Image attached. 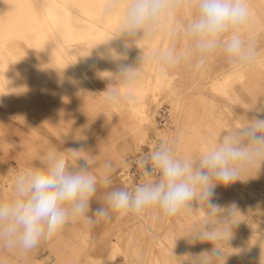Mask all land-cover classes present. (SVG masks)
<instances>
[{"label": "rangeland", "instance_id": "obj_1", "mask_svg": "<svg viewBox=\"0 0 264 264\" xmlns=\"http://www.w3.org/2000/svg\"><path fill=\"white\" fill-rule=\"evenodd\" d=\"M0 1V73L3 76L0 75V198L11 195L14 174L39 164L51 147L83 149L86 152L81 155L90 162V170L96 175L98 184L101 183L98 186L101 191L90 205L95 210L103 203L106 191L131 184L122 176L124 169L119 168L125 167L128 159L148 142L157 128L161 109L168 110V119L159 136L164 141L176 143L178 156L193 160L205 147L215 144L223 132L241 127L247 118H264V113L250 111L264 103V0H250V23L244 32L245 39L257 43L259 55L253 66H229L224 56L218 54L199 65L188 57L169 71L159 72L151 63L157 53L171 47L178 51L189 48L186 40L170 34L171 28H178L190 19L186 11H181L154 36L137 41L146 62L138 77L130 83L107 78L110 75L107 72L116 74L122 63L138 68L142 56L138 47L125 50L123 38L111 40L118 34L123 15V10H118L120 16L118 11L111 10L113 0H90L89 4L96 7L94 10L89 5L91 16L87 13L88 17L83 13L87 11L78 10L80 8L75 6L79 3L71 0L65 4L55 0L53 6L48 0ZM104 3L107 4L103 6ZM75 19L79 24L85 23V30ZM110 49L127 51V59L114 61L109 57ZM2 61H6V65ZM109 85L118 96L113 103L106 104L103 92ZM108 161L113 165L110 170L105 167ZM78 164L83 166L85 161L80 160ZM214 193L211 203L225 209L234 204L238 210L232 236L228 244L225 242L222 246L224 259L221 264H264V165L246 169L236 183L218 184ZM193 208L174 217H164L158 209H149L142 215L112 213L110 219H101L91 225L83 219L70 222L54 238L41 241L27 254L0 245V264H43L36 260L42 252L55 257L53 264H191V257L212 247L210 243H190L186 238L207 218L206 208L198 207L195 202ZM11 257L20 259L14 263L9 260Z\"/></svg>", "mask_w": 264, "mask_h": 264}, {"label": "clouds", "instance_id": "obj_2", "mask_svg": "<svg viewBox=\"0 0 264 264\" xmlns=\"http://www.w3.org/2000/svg\"><path fill=\"white\" fill-rule=\"evenodd\" d=\"M111 10H123L118 34L111 40L123 38L125 50L154 36L177 13L186 11L190 15L187 23L170 29V34L186 40L189 48L178 51L171 47L157 53L151 63L160 72L169 71L188 57L197 65L218 54L239 67L257 62L255 44L244 38L250 23V0H113ZM141 50L138 68L119 64L117 73L107 72V78L134 81L146 62ZM109 54L114 61L127 59V51L110 49ZM103 93L106 104L118 96L110 85ZM250 111L264 113V103ZM85 152L53 146L39 164L14 174L11 195L0 198V245L27 254L41 241L54 238L70 222L83 219L91 225L110 219L112 213L142 215L149 209L174 217L194 209L195 202L206 208L207 218L186 238L190 243H210L212 247L191 257V264H221L222 246L232 236L238 210L234 204L225 209L211 203L214 189L218 184L228 186L241 180L242 172L250 167L264 165V118H247L241 127L223 132L195 160L178 156L175 142H160L135 161L145 179L132 190L109 189L95 210L90 205L98 192V179L90 170V162L81 155ZM80 160L85 161L83 166L78 164ZM112 166L111 161L105 164L108 170ZM104 182L108 183L107 179Z\"/></svg>", "mask_w": 264, "mask_h": 264}, {"label": "bare ground", "instance_id": "obj_3", "mask_svg": "<svg viewBox=\"0 0 264 264\" xmlns=\"http://www.w3.org/2000/svg\"><path fill=\"white\" fill-rule=\"evenodd\" d=\"M2 1H3V0H2ZM36 1H37V0H36ZM48 1H49L50 3L53 2L52 5H50V6H53L54 3H55V2H54L55 0H48ZM61 1L64 2V4H65V3H69L70 0H61ZM71 1H73L74 3L76 2V4L79 3V4H77V5L75 6L76 8H80V9H78V10H80V11H83V10L87 11V12H84V11H83V13H86V14H85L86 17H88V14H87V13H90V16H91V10H90L91 8H90L89 5L92 6V3L89 4V1H90V0H71ZM105 1H107V0H103L102 2H105ZM0 2H1V1H0ZM39 2H40V0H39ZM3 3H4V2H3ZM5 3L7 4V2H5ZM36 3H37V2H36ZM74 3H72V5H73ZM83 3H84V4H83ZM107 3H108V2H107ZM107 3H104L103 6H104L105 4H107ZM15 4H16V2H15ZM17 4H19V3L17 2ZM21 4H22V3H21ZM37 4H38V3H37ZM95 4H97V3H95ZM4 5H5V4H4ZM4 5H3V7H4ZM7 5H8V4H7ZM55 5H56V3H55ZM250 5H251V4H250ZM12 6H13V5H12ZM59 6H60V5H59ZM100 6L102 7V4H101ZM3 7H2V9H3ZM15 7H17V6H15ZM19 7H20V6H19ZM54 7H56V6H54ZM81 7H83V9H81ZM87 7H89V9H88ZM94 7H96V6H92V9H94ZM101 7H100V9H101ZM6 8H7V7H6ZM39 8H40V7H39ZM42 8H44V7H42ZM56 8H57V7H56ZM62 8H63V7H62ZM64 8H65V7H64ZM64 8H63V9H64ZM103 8H104V7H103ZM106 8H108V7H106ZM8 9H9V8H8ZM47 9H49L48 6H47ZM59 9H60V8H59ZM63 9H62V10H63ZM66 9H67V8H66ZM97 9H98V8H97ZM9 10H10V9H9ZM13 10H14V9H13ZM44 10H45V9H42L41 11H44ZM56 10H57V9H56ZM56 10H55V11H56ZM62 10H61V11H62ZM64 10H65V9H64ZM64 10H63V11H64ZM94 10H95V9H94ZM5 11H7V10L5 9ZM5 11H4V12H5ZM18 11H19V10H18ZM23 11H24V10H23ZM47 11H48V10H47ZM63 11H62V12H63ZM67 11H68V10H67ZM67 11H66V12H67ZM71 11H72V10H71ZM74 11H75V8H74ZM74 11H73V12H74ZM80 11H79V12H80ZM89 11H90V12H89ZM103 11H104V10H103ZM103 11H102V12H103ZM24 12H25V11H24ZM31 12H32V11H31ZM57 12H58V11H57ZM59 12H60V11H59ZM59 12H58V14H59ZM73 12H72V13H73ZM77 12H78V11H77ZM92 12H94V11H92ZM98 12H100V11H98ZM98 12H97V13H98ZM116 12H117V11H116ZM118 12H119V11H118ZM118 12H117V13H118ZM45 13H46V12H45ZM45 13H44V15H45ZM72 13H71V14H72ZM74 13H75V12H74ZM22 14H23V13H21V15H22ZM42 14H43V13H42ZM50 14H51V11H50ZM62 14H63V13H62ZM75 14H76V13H75ZM80 14H82V13L80 12ZM80 14H77V15H80ZM94 14H95V13H94ZM98 14H99V13H98ZM103 14H104V13H103ZM109 14H110V13H109ZM114 14H115V13H114ZM122 14H123V11H122ZM34 15H35V14H34ZM51 15H55V14H51ZM51 15H49V18H50ZM60 15H61V14H60ZM92 15H93V14H92ZM101 15H102V13H101ZM18 16H19V15H18ZM29 16H30V15H29ZM58 16H59V15H58ZM58 16H55V17H58ZM63 16H64V15H63ZM66 16H67V15H66ZM75 16H76V15H75ZM75 16H74V17H75ZM81 16L83 17V15H80V17H79V16H78V17H79V18H82ZM105 16H106V15H105ZM119 16H120V12H119ZM12 17H13V16H12ZM15 17H16V16H15ZM47 17H48V16H47ZM53 17H54V16H53ZM71 17H73V14H72ZM71 17H70V18H71ZM78 17H77V18H78ZM94 17H95V16H94ZM98 17H99V16H98ZM10 18H11V17H10ZM23 18H24V17H23ZM26 18H27V16H26ZM41 18H42V17H41ZM65 18H66V17H65ZM96 18H97V17H95V19H96ZM108 18H109V17H108ZM108 18H107V19H108ZM118 18H119V17H118ZM121 18H122V17L120 16V19H121ZM16 19H17V18H16ZM52 19H54V18H52ZM83 19H84V20H83ZM83 19H82V21L84 22V21H85V18H83ZM89 19H90V18H89ZM92 19H93V18H92ZM102 19H103V18H102ZM105 19H106V18H105ZM11 20H12V19H11ZM25 20H26V19H25ZM48 20H49V19L47 18V21H48ZM71 20H72V19H71ZM75 20H76V19H75ZM86 20H88V19H86ZM90 20H91V19H90ZM98 20H101V19L99 18ZM117 20H118V19H117ZM23 21H24V20H23ZM37 21H38V20H37ZM51 21H52V20H51ZM57 21H58V20H57ZM67 21H68V20H67ZM76 21H77V20H76ZM76 21H75V22H76ZM78 21H79V20H78ZM78 21H77V23L79 24L80 22H78ZM80 21H81V20H80ZM82 21H81V22H82ZM96 21H97V19H96ZM13 22H14V21H13ZM19 22H22V21H20V19H19ZM48 22H49V21H48ZM53 22H54V21H53ZM65 22H66V19H65ZM69 22H71V21H69ZM69 22H68V23H69ZM75 22H74V23H75ZM86 22H87V21H86ZM94 22H95V21H94ZM98 22H99V21H98ZM102 22H105V21H102ZM116 22H117V21H116ZM119 22H120V21H118L117 23H119ZM23 23H24V22H23ZM25 23H27V22H25ZM44 23H45V22H44ZM50 23L52 24V22H50ZM50 23H49V25L51 26ZM57 23H58V22H57ZM71 23H72V22H71ZM109 23H110V22H109ZM37 24H39V23H37ZM45 24H46V23H45ZM84 24H85V23H84ZM84 24H83V25H84ZM89 24H90V23H89ZM91 24H92V23H91ZM102 24H104V23H102ZM106 24H107V23H106ZM252 24H253V23H252ZM14 25H16V24H14ZM18 25H19V24H18ZM46 25H47V24H46ZM52 25H54V24H52ZM59 25H60V24H59ZM59 25H58V27H59ZM72 25H73V24H72ZM72 25H71V26H72ZM74 25L76 26L77 24H74ZM79 25H82V23L79 24ZM79 25H77L76 27H80ZM83 25H82V26H83ZM107 25H108V24H107ZM111 25H112V24H111ZM166 25H167V24H166ZM250 25H251V24H250ZM253 25H254V24H253ZM21 26H22V25H21ZM84 26H85V25H84ZM84 26H83V27H84ZM94 26H95V25H94ZM251 26H252V25H251ZM251 26H250V27H251ZM257 26H258V25H257ZM259 26H260V25H259ZM26 27H27V26H26ZM36 27H37V26H36ZM48 27H49V26H48ZM55 27H57V26H55ZM87 27H88V25H87ZM109 27H110V26H109ZM116 27H118V26H116ZM116 27H115V29H116ZM17 28H18V27H17ZM20 28H21V27H20ZM73 28H74V30H75V27H73ZM73 28H70V31L73 30ZM92 28H93V27H92ZM97 28H98V27H97ZM99 28H100V27H99ZM103 28H104V27H103ZM256 28H257V27H256ZM0 29H1V28H0ZM86 29H87V28H86ZM89 29H90V28H88V30H89ZM247 29H248V28H247ZM6 30H7V29H6ZM20 30H21V29H20ZM30 30H31V29H30ZM54 30H55V29H54ZM74 30H73V31H74ZM84 30H85V27H84ZM84 30L82 29L81 32H83ZM93 30H94V29H93ZM93 30H92V31H93ZM98 30H99V29H98ZM263 30H264V29H263ZM32 31H33V30H32ZM32 31H31V32H32ZM47 31H48V29H47ZM59 31H60V30H59ZM73 31H72V33H73ZM79 31H80V30H79ZM89 31H90V30H89ZM92 31H91V33H92ZM96 31H97V29H96ZM99 31H100V30H99ZM99 31H98V32H99ZM116 31H117V30H116ZM255 31H256V30H255ZM4 32H5V31H4ZM15 32H16V31H15ZM28 32H29V30H28ZM31 32H30V33H31ZM35 32H36V31H35ZM76 32H77V30H76ZM110 32H113V31L111 30ZM262 32H263V31H262ZM40 33H41V32H40ZM50 33H51V32H50ZM50 33H49V34H50ZM54 33H55V32H54ZM54 33H53V34H54ZM74 33H75V31H74ZM78 33H79V32H78ZM83 33H84V32H83ZM83 33H82V34H83ZM86 33H87V32H86ZM100 33H101V32H100ZM113 33H114V32H113ZM251 33H252V32H251ZM255 33H256V32H255ZM4 34H5V33H3V35H4ZM63 34H65V31H64ZM93 34H94V33H93ZM102 34H103V33H102ZM0 35H1V34H0ZM3 35H2V36H3ZM58 35H59V34H58ZM79 35H81V33H80ZM103 35H104V34H103ZM116 35H117V34H116ZM34 36H35V35H34ZM82 36H83V35H82ZM85 36H86V35H85ZM100 36H101V35H100ZM256 36H257V35H256ZM75 37H76V39H78V38H77V35H76ZM83 37H84V36H83ZM93 37H94V36H93ZM93 37H92V39H93ZM106 37H108V35H107ZM109 37H110V36H109ZM109 37H108V38H109ZM11 38H12V36H11ZM38 38H39V37H38ZM86 38H88V37H86ZM86 38H85V39H86ZM94 38H95V37H94ZM99 38H100V37H99ZM108 38H107V39H108ZM260 38H261V37H260ZM32 39H33V38H32ZM36 39H37V38H36ZM69 39H70V37H69ZM79 39H80V37H79ZM82 39H83V38L81 37V40H82ZM95 39H96V38H95ZM102 39H103V38H102ZM30 40H31V39H30ZM52 40H53V39H52ZM62 40H63V39H62ZM62 40H60V41H62ZM86 40H87V39H86ZM86 40H85V41H86ZM97 40H98V39H97ZM97 40H96V41H97ZM104 40H105V39H104ZM108 40H109V39H108ZM120 40H121V39H120ZM176 40H177V39H176ZM253 40H254V39H253ZM259 40H261V39H259ZM3 41H4V40H3ZM35 41H36V40H35ZM40 41H41V40L39 39V42H40ZM60 41H59V42H60ZM63 41H64V40H63ZM76 41H77V40H76ZM79 41H80V40H79ZM82 41H83V40H82ZM115 41H116V40H115ZM256 41H257V40H256ZM36 42H37V41H36ZM68 42H69V41H68ZM73 42H74V41H73ZM254 42H255V41H254ZM0 43H1V42H0ZM41 43H42V42H41ZM77 43H78V42H77ZM77 43L75 42V44H77ZM172 43H173V42H172ZM3 44H4V43H3ZM38 44H39V43H38ZM64 44H65V43H64ZM66 44H67V43H66ZM256 44H257V43H256ZM256 44H255V45H256ZM0 45H1V44H0ZM34 45H35V44H34ZM44 45H45V44H44ZM39 46H40V45H39ZM74 46H76V45H74ZM142 46H143V45H142ZM170 46H171V45H170ZM257 46H258V45H257ZM2 47H3V46H2ZM5 47H6V46H5ZM1 49H2V48H1ZM6 49H7V48H6ZM11 49H12V48H11ZM43 49H44V48H43ZM43 49H42V50H43ZM104 49H105V48H104ZM38 50H39V49H38ZM42 50H41V51H42ZM44 50H45V49H44ZM106 50H107V49H106ZM102 51H103V48H102ZM107 51H108V50H107ZM6 52H7V51H6ZM15 52H16V51H15ZM42 52H43V51H42ZM7 53H8V52H7ZM11 53H12V52H11ZM19 53H20V52H19ZM0 54H2V53H0ZM45 54H48V53H45ZM49 54H50V53H49ZM103 54H104V53H103ZM7 55H8V54H7ZM15 55H16V54H15ZM51 55H52V54H51ZM5 56H6V54H5ZM5 56H4V57H5ZM17 56H18V55H17ZM20 56H21V55H20ZM104 56H105V55H104ZM136 56H137V54H136ZM136 56H135V57H136ZM0 57H1V56H0ZM2 57H3V56H2ZM13 57H15V56H13ZM46 57H48V56H46ZM46 57H45V58H46ZM49 57H50V56H49ZM98 57H99V55H98ZM101 57H102V56H101ZM109 57H110V56H109ZM221 57H222V56H221ZM260 57H261V56H260ZM19 58H20V57H19ZM104 58H105V57H104ZM106 58H107V57H106ZM218 58H219V57H218ZM7 59H9V58H7ZM134 59H135V58H134ZM215 59H216V58H215ZM4 60H6V57H5ZM48 60H49V59H48ZM135 60H138V59H135ZM50 61H51V60H50ZM67 61H68V60H67ZM96 61H98V59H97ZM96 61H94V62H96ZM107 61H108V60H107ZM2 62H4V61H2ZM17 62H18V61H17ZM20 62H21V61H20ZM99 62H100V59H99ZM211 62H212V61H211ZM218 62H219V61H218ZM47 63H48V62H47ZM54 63H55V62H54ZM84 63H85V62H84ZM84 63H83V64H84ZM107 63H108V62H107ZM208 63H209V62H208ZM227 63H228V62H227ZM4 64L6 65V61L4 62ZM57 64H58V63H57ZM59 64H60V63H59ZM69 64H70V63H69ZM96 64H97V62H96ZM104 64H105V63H104ZM109 64H110V63H109ZM109 64H107V65H109ZM122 64H123V63H122ZM124 64H125V63H124ZM210 64H211V63H210ZM5 65H4V67H3V66H2V67L5 68V67H6ZM36 65H37V64H36ZM144 65H145V64H144ZM38 66H39V65H38ZM52 66H53V65H52ZM52 66H51V67H52ZM64 66H65V65H64ZM93 66H94V65H93ZM210 66H211V65H210ZM210 66H209V67H210ZM229 66H230V64H229ZM0 67H1V66H0ZM110 67H112V66H110ZM144 67H145V66H144ZM236 67H237V66H236ZM58 68H59V67H58ZM83 68H84V67H83ZM93 68H94V67H93ZM145 68H146V67H145ZM150 68H151V67H150ZM204 68H205V66H204ZM240 68H241V67H240ZM44 69H46V68H44ZM53 69H54V68H53ZM84 69H85V68H84ZM90 69H91V68H90ZM210 69H211V68H210ZM2 70H3V69H2ZM56 70H58V69H56ZM74 70H75V69H74ZM105 70H106V69H105ZM201 70H203V69H201ZM227 70H229V69H227ZM94 71H95V70H94ZM3 72H4V71H3ZM70 72H71V71H70ZM103 72H104V71H103ZM159 72H160V71H159ZM207 72H208V71H207ZM5 73H7V72H5ZM49 73H50V72H49ZM49 73H48V74H49ZM57 73H58V72H57ZM61 73H62V72H61ZM147 73H148V71H146V73H145L146 76L148 75ZM200 73H201V71H200ZM2 74H4V73H2ZM38 74H39V73H38ZM38 74H37V75H38ZM45 74H46V73H45ZM100 74H101V73H100ZM201 74H202V73H201ZM209 74H210V73H209ZM0 75H1V73H0ZM5 75H7V74H5ZM34 75H35V74H34ZM59 75H60V74H59ZM199 75H200V74H199ZM203 75H204V74H203ZM207 75H208V74H207ZM1 76H2V75H1ZM1 76H0V77H1ZM40 76H41V75H40ZM197 76H198V75H197ZM7 77H8V76H7ZM7 77H6V78H7ZM35 77H36V76H35ZM44 77H45V76H44ZM221 77H222V76H221ZM1 78H3V76H2ZM60 78H61V77H60ZM145 78H146V77H145ZM216 78H217V77H216ZM56 79H57V78H56ZM68 79H69V78H68ZM150 79H151V78H150ZM38 80H39V78H38ZM57 80H58V79H57ZM60 80H62V79H60ZM66 80H67V79H66ZM218 80H219V79H218ZM5 81H6V80H5ZM53 81H55V80H53ZM149 81H150V80H149ZM159 81H160V80H158V82H159ZM6 82H7V81H6ZM68 82H69V81H68ZM151 82H152V81H151ZM2 83H3V82H2ZM38 83H39V82H38ZM61 83H62V82H61ZM66 83H67V82H66ZM9 84H10V82H9ZM57 84H58V83H57ZM160 84H161V83H160ZM6 85H7V84H6ZM61 85H63V83L60 84V86H61ZM124 85H125V84H124ZM4 86H5V85H4ZM64 86H65V85H64ZM70 86H72V85H70ZM0 87H1V86H0ZM73 87H75V85H74ZM153 87H154V86H153ZM64 88H65V87H64ZM70 88H71V87H70ZM75 88H76V87H75ZM77 88H78V87H77ZM144 88H145V87H144ZM147 89H148V88H147ZM150 89H151V88H150ZM149 91H150V90H149ZM143 94H144V93H143ZM145 94H146V93H145ZM144 97H145V96H144ZM127 98H128V97H127ZM138 98H139V97H138ZM132 105H133V103H132ZM140 105H141V104H140ZM145 105H147V104H145ZM235 107H236V106H235ZM223 108H224V107H223ZM220 110H221V109H220ZM135 111H136V110H135ZM226 112H227V111H226ZM141 113H142V111H141ZM145 113H146V112H145ZM221 113H222V112H221ZM147 114H148V113H147ZM227 114H229V113H227ZM141 115H142V114H141ZM215 115H216V114H215ZM229 116H230V115H229ZM136 117H137V116H136ZM142 117H143V116H142ZM137 118H138V117H137ZM145 118H146V116H145ZM215 118H216V117H215ZM224 118L226 119L225 116H224ZM138 119H139V118H138ZM144 120H145V119H144ZM147 121H148V120H147V118H146V122H147ZM224 123H225V122H224ZM230 124H231V123H230ZM145 125H146V124H145ZM226 125H227V124H226ZM222 127H223V126H222ZM224 131H225V130H224ZM188 144H189V143H188ZM176 146H177V145H176ZM197 147H198V146H197ZM194 148H195V147H194ZM197 149H198V148H197ZM197 149H196V150H197ZM178 150H179V148H178ZM181 150H182V149H181ZM183 152H184V150H183ZM194 152H196V151H194ZM125 168H127V165H126L125 167H121V168H119V170H123V169H125ZM240 179H241V177H240ZM235 183H236V182H235ZM100 184H101V183H99L98 186H99ZM240 185H241V184H240ZM222 186H223V185H222ZM99 188H100V187H99ZM249 190H250V189H249ZM98 191H101V189H99ZM242 191H243V190H242ZM240 192H241V191H240ZM241 194H242V193H241ZM238 196H239V195H238ZM239 197H240V196H239ZM214 198H215V197H214ZM101 199H102V198H101ZM218 200H219V199H218ZM215 204H216V203H215ZM249 204H250V203H249ZM220 205H221V204H220ZM196 208H197V207H196ZM245 209H246V208H245ZM147 211H148V210H147ZM247 211H248V210H247ZM203 212H204V211H203ZM114 214H116V213H114ZM247 214H248V213H247ZM118 216H119V215H118ZM246 216H247V215H246ZM248 216H249V215H248ZM141 217L143 218V216H141ZM144 217H145V216H144ZM206 217H207V216H206ZM113 218H115V216H114ZM200 219H201V218H200ZM115 220H117V219H115ZM120 220H121V219H120ZM120 220H119V221H120ZM251 220H253V219H251ZM112 221H113V220H112ZM117 222H118V221H117ZM117 222H116V223H117ZM122 222H123V221H122ZM252 222H253V221H252ZM114 225H115V224H114ZM249 226H250V225H249ZM111 227H112V226H111ZM117 227H118V226H117ZM246 227H247V226H246ZM244 228H245V227H244ZM108 230H109V229H108ZM114 230H115V229H114ZM113 233H114V232H113ZM113 233H112V234H113ZM263 233H264V232H263ZM260 234H261V233H260ZM110 235H111V234H110ZM108 237H110V236H108ZM111 237H112V236H111ZM111 237H110V238H111ZM260 237H261V236H260ZM110 238H109V240H110ZM106 239H107V238H106ZM257 239H258V238H257ZM107 240H108V239H107ZM261 241H263V240H261ZM105 242H106V241H105ZM258 242H259V241H258ZM262 243H263V242H262ZM106 244H107V243H106ZM262 245H263V244H262ZM250 247H251V246H250ZM105 248H106V246H105ZM247 248H248V247H247ZM244 250H245V249H244ZM241 251H242V250H241ZM244 252H245V251H244ZM254 253H255V252H254ZM245 254H246V253H245ZM49 257H50V256H49ZM247 257H248V256H247ZM47 258H48V257H47ZM47 258H46V259H47ZM245 258H246V257H245ZM245 258H244V259H245ZM48 260H49V259H48ZM39 261H40V260H39ZM42 261H44L43 258H42ZM50 261H51V259H50ZM50 261H49V262H50ZM239 261H240V260H239ZM242 261H243V260H242ZM260 261H261V260H260ZM53 263H54V261H53ZM239 263H240V262H239ZM47 264H48V263H47Z\"/></svg>", "mask_w": 264, "mask_h": 264}, {"label": "built area", "instance_id": "obj_4", "mask_svg": "<svg viewBox=\"0 0 264 264\" xmlns=\"http://www.w3.org/2000/svg\"><path fill=\"white\" fill-rule=\"evenodd\" d=\"M168 119V110L161 109L158 111V122L156 130L150 135L148 142L136 153L133 157L129 158L127 161V168L122 172V176L128 181H131V184L126 187V189L132 190L136 185L141 183L145 178L142 176L141 169L135 163L140 158L149 154L153 151L160 142L164 141L159 136V131L166 125Z\"/></svg>", "mask_w": 264, "mask_h": 264}, {"label": "crops", "instance_id": "obj_5", "mask_svg": "<svg viewBox=\"0 0 264 264\" xmlns=\"http://www.w3.org/2000/svg\"><path fill=\"white\" fill-rule=\"evenodd\" d=\"M42 258L44 259V261H42ZM19 259L20 258H17V257H13V258L11 257V258H9V260H14V263H15L16 260H19ZM50 259H51V261H50ZM36 260H37L38 263L39 262H42L43 264H47V263L48 264H53V261H55V257L51 256L50 254H45V253L42 252V253H40V254L37 255Z\"/></svg>", "mask_w": 264, "mask_h": 264}]
</instances>
